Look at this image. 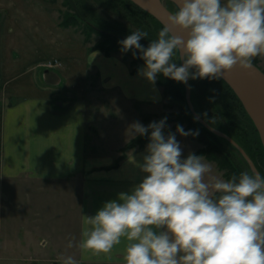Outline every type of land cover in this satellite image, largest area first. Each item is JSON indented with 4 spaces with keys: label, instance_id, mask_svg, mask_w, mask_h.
<instances>
[{
    "label": "clouds",
    "instance_id": "1",
    "mask_svg": "<svg viewBox=\"0 0 264 264\" xmlns=\"http://www.w3.org/2000/svg\"><path fill=\"white\" fill-rule=\"evenodd\" d=\"M169 21L147 47L140 29L119 41L122 51L140 50L142 75L152 82L159 74L184 83L220 78L264 55V0H179ZM177 26L186 35L175 34ZM166 121L130 125L131 138L151 129L147 153L136 161L147 175L86 215L80 247L110 252L124 238V264H264V174H212L202 155L182 156L176 134L163 131ZM177 131L198 135L181 124ZM64 264L77 261L69 255Z\"/></svg>",
    "mask_w": 264,
    "mask_h": 264
},
{
    "label": "crops",
    "instance_id": "2",
    "mask_svg": "<svg viewBox=\"0 0 264 264\" xmlns=\"http://www.w3.org/2000/svg\"><path fill=\"white\" fill-rule=\"evenodd\" d=\"M0 30L1 38L4 30ZM53 44L51 52L22 57L25 65L21 68L19 59H14L17 50L7 55L0 47V264H64L69 255L77 264H124V238L110 252L80 247L84 221L86 215H95L105 201L131 191L147 175L136 161H143L150 141L143 148L131 150L118 165L114 155L87 154L88 76L96 72L102 89L128 103L162 105L163 89L157 79L152 82L142 75L144 63L133 70L121 54L90 50L81 39L73 37H58ZM2 58L10 66L3 68ZM261 58L264 63V55ZM42 59L62 61L58 70H43L44 83L77 95L69 108L57 113L50 108L51 89L34 79L36 72L31 67ZM163 131L165 135L176 134L184 147L183 157L202 147L199 140L182 135L173 125H165ZM188 144H193L189 151L185 148ZM202 157L212 165V174L227 179L216 162ZM51 187L58 191L59 216L70 217L74 211L75 219H79V241L74 252L64 245V237L61 242L59 235L41 229L37 222L50 215L45 212L54 204L47 202L46 193ZM45 250L55 253H40Z\"/></svg>",
    "mask_w": 264,
    "mask_h": 264
},
{
    "label": "rangeland",
    "instance_id": "3",
    "mask_svg": "<svg viewBox=\"0 0 264 264\" xmlns=\"http://www.w3.org/2000/svg\"><path fill=\"white\" fill-rule=\"evenodd\" d=\"M71 1L73 6H68L65 0H0V27L4 30L0 38L2 53H7V55H9L11 51L17 50L18 53L14 54V59H19L17 63H19L18 67L21 68V66L25 65L24 61L21 60L22 57L29 59L31 53L38 54L53 51L56 45L53 44V42H57L58 37L64 38V36H66L68 39L73 37L76 38V41L77 39H81L83 43L87 45L88 49H100L96 45L102 41L101 35L97 31H91L89 34L85 29L87 24L93 26L100 32L114 34L123 38H126L127 35L137 29L146 31L148 36L142 37L140 42L148 45L152 39L158 38L159 31L164 27L155 17L145 14L142 11L141 16L135 13L134 15L130 16L129 14L123 17L120 13L109 8L111 7L110 5H108V7L106 4H103V0ZM165 3L173 12L178 10V7L174 3L170 1H166ZM72 12H76L79 15V24L77 25H67L65 22V16ZM113 53L121 54L125 58L123 51H113ZM175 58L178 59V57ZM2 59L3 62L1 66L3 68H6L7 65L10 66L9 62L4 60V58ZM132 59V57L127 58L130 63H132ZM58 60L61 64L51 65L50 62H54L55 59H42L40 62L36 61L31 67L34 73L36 72V78L34 79L37 80V83L43 84L44 87H49L51 92H53L51 95L50 108L52 112L55 113L69 108L73 102L77 100V95L72 90L60 86H48L43 81L42 72L44 69L58 70L62 67V61L60 59ZM253 61L264 70V63L261 55L254 57ZM178 63L182 62L178 61ZM193 71H195V69H193ZM88 77L90 87L88 88L89 94L87 97V154L114 155L115 163L124 154L127 157L131 150L139 148V145L130 148L128 145L131 143L138 144V140H142L147 135H137L135 138L128 136V129L135 121H140L147 126L152 121H159L166 116V126L173 125L177 128V124H181L184 129H191L194 131H199V129L207 127L191 111L187 100V86L184 82L179 81L181 85L183 84L182 87L185 90V100H174L171 95H166L164 92L165 87L162 86L164 102L162 105L153 106L142 102L141 104L128 103L116 93L102 89L96 72H92ZM215 79L216 78L210 79L207 77L189 78L192 104L194 109L204 120L235 139L234 130L231 128L227 117L224 116L222 110H216L215 106L218 105L212 100V96L216 94L217 91H221ZM186 105L188 106L187 110H185ZM202 125L205 127H202ZM217 136V139H212L218 144H221V147L213 152V154L219 155L223 160V165H227L223 170L225 176V173H229L230 176L234 174L239 176L243 171H253L245 156L232 142L219 135ZM257 138H259V141L261 140L258 135ZM195 139L199 140L198 138ZM244 139H246L244 141L246 149L236 139L235 140L246 152L249 153L251 151L253 153H250L249 156L254 161L255 165H257L256 167L259 172L264 174V155L262 152L260 153V151H255L247 138L244 137ZM200 142L202 147L199 150L209 149L205 148V143L202 141ZM208 142L209 141H206V144ZM192 146L193 144H188L185 148L189 151ZM182 149H184V147H182ZM222 149L224 150V154L221 153ZM200 155L208 158L204 153ZM122 160H120V162ZM211 161L215 162L214 160ZM33 190L34 192L37 190L36 184L33 186ZM46 196L49 199L47 202H52L54 204L51 206L50 211L45 212V215H50L41 217L37 222L39 226L41 225V229L50 230V232L54 233L57 237L59 235L61 242V238L64 237V245H67V248L71 249V252H74L76 249L74 246H76L79 241V219H75L74 211L71 212L70 217L66 216V218H64L62 214L59 216L57 204L58 191L56 189L51 187L50 191L46 193ZM31 220L34 219L31 218ZM69 242H71L72 246H70ZM52 252L54 251H40V253L45 256H49ZM39 258L42 259L43 257L39 255ZM3 264H11V261H6Z\"/></svg>",
    "mask_w": 264,
    "mask_h": 264
},
{
    "label": "trees",
    "instance_id": "4",
    "mask_svg": "<svg viewBox=\"0 0 264 264\" xmlns=\"http://www.w3.org/2000/svg\"><path fill=\"white\" fill-rule=\"evenodd\" d=\"M103 1H104L103 4H106L107 6L110 5L111 7L108 6L109 8H111L115 12L120 13L123 17L128 16L129 14L131 16V15H134L135 13H137L141 16V11L145 14L151 15L149 12L142 9L140 6H138L132 0H103ZM65 3H67L68 6H73L71 0H65ZM72 13L65 16V22L67 23V25L79 24L78 13H76V12H74L73 14ZM151 16H153V15H151ZM158 22L160 24H162L160 21H158ZM85 29L89 32V34L91 33V31H97L101 35L102 41H100L96 46L98 48H100L101 50H103L106 54H111V53H113V51H119V50L122 51V45L119 43V41L124 39L123 37H120V36H117L114 34H108L105 32H100V31L96 30L93 26H90L89 24L86 25ZM87 40H89V39H87ZM142 44L145 45V47L148 46V44H145V43H142ZM133 51H136L137 55L134 56ZM123 52H124L126 60L129 57L133 58L132 63H131V65L133 66V70H134V67L138 63L143 62L145 64V60L139 55V52H140L139 49H129L128 51H126V52L123 51ZM174 59H176V58L174 57ZM254 63L256 64V62H254ZM157 80H158L157 82L159 85L165 87L164 92L166 93V95H171L172 98L174 100H177V101H182V100L186 99L185 90L182 87L183 84L181 85L179 83V81H177L171 77H165L163 74H159L157 77ZM215 80L220 87L219 89L221 90V91H217V93L212 96L213 102L218 105V106H215L216 110L217 111L222 110V113L224 114L225 117H227L231 128L234 130L233 132L235 133V136H234L235 139L240 144H242L245 149H246V144L244 143V141L246 139H244V137L247 138V140L251 143V145H252V147H254L255 151H257V152L260 151V153L262 152V154L264 155V147L262 145V141L261 140L259 141V138H257V135L260 136L259 132L256 129V126H255L253 120L251 119V117L249 116L247 111L245 110L242 102L240 101V99L238 98L236 93L233 91V89L228 85V83L225 80H223L221 77L216 78ZM187 108H188V106L186 105L185 110H187ZM202 127H205V126L202 125ZM185 130L187 131V129H185ZM150 133H151V129H150L149 133H147V135L142 140L141 139L138 140V144L137 143H131L128 145V147L129 148L133 147V146L135 147L137 145H139L138 147H143L146 143L149 142V140L151 138ZM189 136H191L193 138H198L200 141L205 143V145H206L205 148H209L206 150L201 149V150L194 152V153H196L198 155L204 153L209 159L217 162V164L221 170H224V168H226L225 166H227V165H225V164L223 165V160L221 159V157H219V155H217L215 153L213 154V152L218 150V148L220 149V147H221V144H218L216 141L213 140V139H217L218 136L216 134H214L210 129L205 127L204 129L203 128L199 129L198 135L189 134ZM206 141H209V142L206 144ZM215 147H217V148H215ZM219 152H220V150H219ZM221 153L224 154L223 149L221 150ZM250 153H252V152L250 151L248 154H250ZM125 157H126L125 154L123 156H121L118 159V161L115 163V165H118L120 160L124 159ZM225 174H226L227 178H229V179L232 177V176H230L229 173H225Z\"/></svg>",
    "mask_w": 264,
    "mask_h": 264
},
{
    "label": "water",
    "instance_id": "5",
    "mask_svg": "<svg viewBox=\"0 0 264 264\" xmlns=\"http://www.w3.org/2000/svg\"><path fill=\"white\" fill-rule=\"evenodd\" d=\"M142 9L153 15L162 25H169V17L173 11L166 5V1L174 3L179 7V0H132ZM173 32L177 35H186V31L178 26L173 28ZM181 62H183L181 60ZM46 71H49L46 70ZM236 93L242 102L245 110L253 120L256 129L259 132L262 144L264 146V70L254 62L250 67H241L239 65L226 69L220 76ZM187 100L193 114L212 132L232 142L245 156L252 169L259 171L254 161L251 159L245 149L230 135L218 130L213 125L204 120L194 109L191 100L190 81L186 83Z\"/></svg>",
    "mask_w": 264,
    "mask_h": 264
},
{
    "label": "built area",
    "instance_id": "6",
    "mask_svg": "<svg viewBox=\"0 0 264 264\" xmlns=\"http://www.w3.org/2000/svg\"><path fill=\"white\" fill-rule=\"evenodd\" d=\"M50 63H51V65H58V64H61V62H59L58 59H55L54 62L51 61Z\"/></svg>",
    "mask_w": 264,
    "mask_h": 264
}]
</instances>
